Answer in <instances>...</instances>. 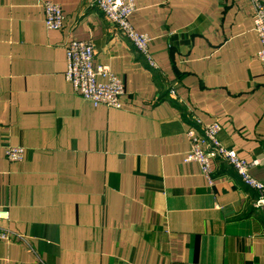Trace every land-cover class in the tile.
I'll return each instance as SVG.
<instances>
[{
	"label": "crops",
	"instance_id": "crops-1",
	"mask_svg": "<svg viewBox=\"0 0 264 264\" xmlns=\"http://www.w3.org/2000/svg\"><path fill=\"white\" fill-rule=\"evenodd\" d=\"M0 0V264H264V216L220 160L209 187L184 164L191 115L259 165L264 184V64L248 0H134L152 70L85 0ZM264 3V0H261ZM91 41L94 65L124 86L120 110L92 107L64 79V46ZM174 91V96L170 95ZM25 149L12 163L5 149Z\"/></svg>",
	"mask_w": 264,
	"mask_h": 264
},
{
	"label": "built area",
	"instance_id": "built-area-1",
	"mask_svg": "<svg viewBox=\"0 0 264 264\" xmlns=\"http://www.w3.org/2000/svg\"><path fill=\"white\" fill-rule=\"evenodd\" d=\"M94 7L108 22L125 38L147 63L152 70L158 66L150 53L152 39L145 34L138 33L130 22L135 12L134 0H85ZM251 5V20L261 50L257 53V60L264 64V3L261 0H248ZM38 7L43 13L44 27L49 31L63 28L64 15L59 5L37 0ZM66 71L64 79L69 83L76 95L92 107H105L120 110L124 99V86L121 78L114 74L107 65H94V47L91 41H70L64 46ZM174 91L170 92L174 96ZM193 127L186 131L189 148L185 153L184 164H196L201 177L206 184L213 185V162L220 160L225 163L237 176L241 184L248 190L255 192L256 197L252 207L264 216V184L251 175V170L260 163H251L239 158L233 149L226 148L219 140L221 131L217 122L205 124L196 115H191ZM5 156L9 162L24 161L25 149L9 146L5 149ZM0 218H7L5 211H0ZM0 243L15 244L24 247L35 260L40 259L29 239L0 227Z\"/></svg>",
	"mask_w": 264,
	"mask_h": 264
}]
</instances>
